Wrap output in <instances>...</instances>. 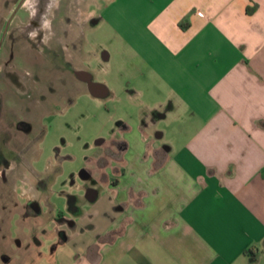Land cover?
Listing matches in <instances>:
<instances>
[{"label": "crops", "instance_id": "1", "mask_svg": "<svg viewBox=\"0 0 264 264\" xmlns=\"http://www.w3.org/2000/svg\"><path fill=\"white\" fill-rule=\"evenodd\" d=\"M102 19L123 60L95 86L127 88L109 192L47 212L25 190L44 225L5 263L264 264V0H112Z\"/></svg>", "mask_w": 264, "mask_h": 264}, {"label": "rangeland", "instance_id": "2", "mask_svg": "<svg viewBox=\"0 0 264 264\" xmlns=\"http://www.w3.org/2000/svg\"><path fill=\"white\" fill-rule=\"evenodd\" d=\"M111 1L0 0V264L44 225L25 190L44 195L47 212L71 198L90 210L89 188L109 192L100 142L117 135L127 92L112 104L95 86L123 60L102 19Z\"/></svg>", "mask_w": 264, "mask_h": 264}, {"label": "trees", "instance_id": "3", "mask_svg": "<svg viewBox=\"0 0 264 264\" xmlns=\"http://www.w3.org/2000/svg\"><path fill=\"white\" fill-rule=\"evenodd\" d=\"M185 21H188V18H186ZM181 27H182V29H184V30L187 29V25L185 24V22H181Z\"/></svg>", "mask_w": 264, "mask_h": 264}]
</instances>
